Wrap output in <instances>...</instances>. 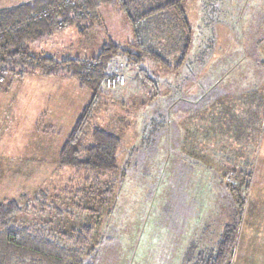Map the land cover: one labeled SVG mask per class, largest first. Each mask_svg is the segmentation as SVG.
<instances>
[{
	"label": "rangeland",
	"instance_id": "obj_1",
	"mask_svg": "<svg viewBox=\"0 0 264 264\" xmlns=\"http://www.w3.org/2000/svg\"><path fill=\"white\" fill-rule=\"evenodd\" d=\"M25 1L0 0V8ZM185 12L193 40L184 66L175 68L173 17L143 40L165 54L168 68L121 56L110 65L114 78L93 104L83 143L94 125L120 139L111 172L59 163L91 102L89 88L66 74L0 72V202L19 203L16 221L65 233L91 225L90 245L106 239L98 264H183L190 247L193 254L213 248L235 220L225 264H264V173L253 180L248 168L264 147V0H185ZM85 25L30 51L91 58L104 45L135 41L126 15L110 4Z\"/></svg>",
	"mask_w": 264,
	"mask_h": 264
},
{
	"label": "trees",
	"instance_id": "obj_2",
	"mask_svg": "<svg viewBox=\"0 0 264 264\" xmlns=\"http://www.w3.org/2000/svg\"><path fill=\"white\" fill-rule=\"evenodd\" d=\"M153 1L27 0L0 8V72L19 77L34 71L45 76L66 74L92 92L91 102L83 109L60 148L61 165L95 173L116 169L120 139L94 125L91 141L83 143L84 130L90 122L93 104L103 87L114 78L110 65L116 57H124L135 65L150 59L165 68L170 66L165 54L151 45H144L145 32L152 25L159 27L169 22V17H173L178 26L176 36L179 41L175 45L181 50L175 68L187 63L185 61L193 38L185 12V0H165L156 5L152 4ZM103 4L113 5L126 15L135 38L129 48L122 49L112 43L104 45L91 58L66 56L60 59L51 54H35L30 51V44L66 27L76 26L84 31L87 22L98 19V9ZM142 74L145 76L146 72ZM38 205L45 207L43 202ZM20 212L21 207L16 200L0 202V264H98L100 249L106 239L90 245L91 225L85 224L65 233L52 230L45 224L19 223L15 217ZM236 223L234 220L224 224L213 248L193 254L190 247L183 264H225L235 243Z\"/></svg>",
	"mask_w": 264,
	"mask_h": 264
},
{
	"label": "crops",
	"instance_id": "obj_3",
	"mask_svg": "<svg viewBox=\"0 0 264 264\" xmlns=\"http://www.w3.org/2000/svg\"><path fill=\"white\" fill-rule=\"evenodd\" d=\"M250 121V117L249 116H247V122H249ZM252 122V121H251ZM248 124V123H247ZM261 138H262V136H261ZM261 138H260V135L258 136V140H261ZM263 139H264V137H263ZM186 143V142H185ZM260 144V143H259ZM259 144H258V147H259ZM189 145H191L192 146V140L189 142ZM186 146H187V143L185 144V148H186ZM264 146V145H263ZM184 148V149H185ZM189 152L191 153V154H189V156H190V158H195V157H197L195 154H193V148L192 147H189ZM211 150V149H210ZM256 150H258L257 152H256ZM185 151H187V150H185ZM200 151H203L202 149H200ZM208 152V151H207ZM258 152H259V154H258ZM198 155H199V157H202V156H204V154H203V152H200V153H198ZM253 156H255L254 157V165L252 166V163L251 164H248V168H249V170L251 171V173H252V177H253V180H254V177H255V174H256V172H258V170L260 171V173H264V147H261L260 149L258 148V149H255V151L253 152ZM207 161V160H206ZM206 161H203V166H208L207 165V162ZM198 162H201V161H197V163ZM202 163V162H201ZM209 167V166H208ZM253 167V168H252ZM223 228V227H222Z\"/></svg>",
	"mask_w": 264,
	"mask_h": 264
}]
</instances>
